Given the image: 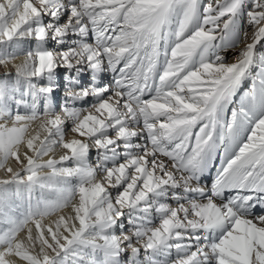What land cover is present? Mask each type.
<instances>
[{
  "label": "snow or ice",
  "instance_id": "6c2138e0",
  "mask_svg": "<svg viewBox=\"0 0 264 264\" xmlns=\"http://www.w3.org/2000/svg\"><path fill=\"white\" fill-rule=\"evenodd\" d=\"M261 44L264 0H0V264H264Z\"/></svg>",
  "mask_w": 264,
  "mask_h": 264
},
{
  "label": "bare ground",
  "instance_id": "6f19581e",
  "mask_svg": "<svg viewBox=\"0 0 264 264\" xmlns=\"http://www.w3.org/2000/svg\"><path fill=\"white\" fill-rule=\"evenodd\" d=\"M248 27V26H247ZM251 33V32H250ZM250 38H251V36H249L248 35V38H242V39H244V41H242V45H245V44H247V43H250L251 42V40H250ZM240 44V45H241ZM232 53V55H234L235 54V51H233V52H231ZM263 54V53H262ZM227 57H228V55H226ZM234 60V59H233ZM232 60V61H233ZM13 63H20V60H16V61H14ZM232 63V62H231ZM4 69H3V67L2 66H0V77H2L3 76V74H4ZM108 79H110V76L108 75V74H106L105 75V82L108 80ZM241 93V92H240ZM239 93V94H240ZM236 102V101H235ZM235 105V107H237V105L238 104H234ZM230 106H232V105H230ZM229 106V112H230V107ZM21 111L23 112L24 110L23 109H21ZM228 112V113H229ZM228 118V114L225 116V119H227ZM36 129V125H33V130H35ZM32 134H34V132L32 133ZM74 134H71V135H69V136H66V139H71L72 138V136H73ZM24 151V148L22 147L21 148V152H23ZM59 151L60 150H58L57 151V157H58V155H59ZM94 155V154H93ZM47 158H50V157H46L45 159H47ZM215 164H216V167H219V159H217L216 160V162H215ZM9 166H11V167H13L14 169H16L17 168V165H15V163L14 162H12V161H10L9 162ZM215 176V168H213V170H212V174H211V176H209L208 177V179H206V180H204V183L205 184H209L210 183V180L212 179V177H214ZM5 178H8L7 177V175L5 174V172L4 171H2V170H0V179H5ZM68 211H70V209L69 210H67V211H64V212H60L59 214H56V215H54V216H52V217H49V218H46L42 223L43 224H45V225H48V224H50V223H52L54 220H56L60 215H63L64 213H66L65 215H67L69 212ZM31 226V225H30ZM22 237V238H21ZM21 239H23V234H21ZM17 264H20V262L19 261H17Z\"/></svg>",
  "mask_w": 264,
  "mask_h": 264
},
{
  "label": "rangeland",
  "instance_id": "374dc122",
  "mask_svg": "<svg viewBox=\"0 0 264 264\" xmlns=\"http://www.w3.org/2000/svg\"><path fill=\"white\" fill-rule=\"evenodd\" d=\"M245 28H246V30L249 32V36H251V29L250 28H248L247 27V25H245ZM243 38V37H242ZM248 38V37H247ZM246 39V38H245ZM250 40H251V38H250ZM242 41H244V39H242ZM246 45V44H245ZM245 45H239V48H243ZM239 49H237L236 51H238ZM234 50H232V49H229L226 53H224L225 54V56L226 55H228V57H227V61L229 62V63H233V62H235V60H233L234 59V56H235V54L234 55H232V53L231 52H233ZM264 54V44H261V45H258L257 46V54L259 55V54ZM233 60V61H232ZM253 71H255V70H253ZM108 81V80H107ZM106 81V82H107ZM246 84H250V81L249 82H246ZM240 92H238V94H237V96L234 98V99H238L239 100V102H240V96L242 95V92L239 94ZM235 100V101H236ZM236 103V102H235ZM234 103V104H235ZM233 106V105H232ZM232 106H230L231 108H232ZM230 108V109H231ZM230 118V112L228 113V118L227 119H229ZM67 210H69V209H65L64 211H67ZM64 211H62V212H64ZM69 212V211H68ZM67 213V212H66ZM66 213H64L63 215H65ZM57 214H59V213H57ZM22 238V237H21Z\"/></svg>",
  "mask_w": 264,
  "mask_h": 264
}]
</instances>
